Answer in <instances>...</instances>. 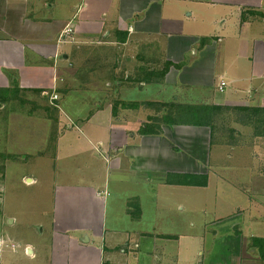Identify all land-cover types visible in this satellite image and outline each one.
Wrapping results in <instances>:
<instances>
[{
	"label": "crops",
	"instance_id": "crops-1",
	"mask_svg": "<svg viewBox=\"0 0 264 264\" xmlns=\"http://www.w3.org/2000/svg\"><path fill=\"white\" fill-rule=\"evenodd\" d=\"M208 1L211 6L216 3L230 9L247 8L256 12L264 4V0ZM0 3H2L0 68L19 72V88L41 90L40 96H46V89L55 88L53 83L58 80L59 71L66 70L69 77L65 76L63 79H70L68 82L70 85L67 87L76 88L74 83L78 88H83L82 101L87 107L90 106L83 115L87 125L85 131L89 134L90 129L99 127L105 128L108 134L105 146L100 138L93 140V137L86 135L84 129L72 134L70 136L72 140L63 139V133L59 131L61 134L59 138L63 140L58 139L55 151L61 155L64 150L71 149L76 154L72 155L73 161L62 155L58 157L60 163H57V169L66 168L74 171L69 172L68 175L74 176L77 173L81 177L56 184L53 196L55 203L53 238L48 250L49 257L45 261V256L40 257L34 252L33 246L26 243L23 251L29 256L32 264H264V227L257 228V233L248 236L254 237V240L247 245L248 241L244 240L246 237L230 234L231 227L243 224V222H234L235 218L231 215L223 218L224 226L219 224L222 227L220 229L226 233L225 236L210 242L208 248L204 250L206 252L204 257V252L200 251V239L195 236L196 234L178 233L186 236V239L192 238L185 243L179 241L177 235L175 240L166 238L156 242L153 236L160 235L162 238L167 237L169 233L151 228L137 231L120 230L113 225H106L107 205L114 208L120 204L126 209L127 215H130L131 204L137 205L139 211L141 210L142 204L138 194L122 192L123 189L126 190L134 185L151 183V173L202 174L196 164H193L196 166L192 168L191 150L192 145L199 140H203L204 145H207L209 131L205 132V129L208 130L206 127L187 125L173 126V131H170L166 125H160L158 134H141L138 131L140 128L131 130V126L122 123V120L127 119V112L135 113L137 106L133 108L122 106L123 108L113 113L111 105L108 108L102 107V110L99 107L114 102L129 103V100L138 104H145L148 101L164 103L165 101L158 96H154V99L146 96V83H160L163 89L172 85L193 86L197 84L196 79L203 80L199 81L202 83L198 85L211 84L215 67V44L211 43L215 40L214 37L207 35L197 37L184 33L182 20L162 19V0H0ZM44 6L50 10L59 6L62 8L60 11L62 13H54L49 19L43 17L26 19V10L29 9L36 14ZM22 17L23 19L20 20ZM11 20L15 24L26 21L28 29L25 31L30 35L33 33L40 35L45 29L47 33L43 32L42 36L36 39L37 41H28L30 40L28 38L27 41H22L16 37L18 36L16 33L9 30ZM236 21L239 29L241 28L240 32L249 22V20ZM221 23H226V20H222ZM65 28H69L70 32L65 33ZM201 37H205L206 41L199 46L198 39ZM216 40L219 41L220 38L217 36ZM195 44L197 49L192 48ZM64 48L68 49L64 50ZM187 53L192 56L188 63L184 62V55ZM28 54L30 58L26 59ZM236 55L246 61L245 66L250 74V77L248 76L247 79L244 77L243 80L250 82L255 79L262 80L247 86L244 91L249 94V99L257 95L261 97L260 90L264 87L263 41L253 38L252 50L246 49L244 53L237 52ZM202 59L205 60L204 65ZM167 63L170 65L162 79L152 82L143 79V72L160 71ZM199 63L202 67L194 69ZM201 71L205 77L200 75ZM123 72L131 75L130 81L126 84L120 77ZM186 72H189V75H183ZM48 77L50 82L47 81ZM232 81L237 80L234 78ZM136 85L138 92L129 93V90H133ZM83 90H86L87 96ZM262 91L264 92V88ZM262 98L264 99V95ZM224 99L223 102L213 104L264 108V100L259 104H253L242 97L233 96ZM65 120L69 128L72 118L65 117ZM136 120L141 123L146 122L138 118ZM78 137L83 138L84 143L90 146V155L99 162L83 157V152L86 154L88 147L77 142ZM259 138L263 139L262 137L256 139ZM256 139L253 143H257ZM176 142L180 144L181 151H177ZM96 146L99 148L98 151H95ZM83 147L87 148L82 150ZM257 149L260 150V147ZM252 152L258 160L254 162L251 178L255 188L250 194L253 195V199L256 196L260 199L259 203H263L264 187L261 186L264 185V160L257 157L256 150ZM77 154L84 158L83 166L77 167L73 164L74 161L77 162L75 157ZM86 160L90 161L88 166ZM159 180L161 178L156 177V181L161 183ZM26 182L32 180L28 178ZM109 188L113 190L111 195ZM244 192L249 191L244 189ZM180 209L183 210V207ZM250 215L252 219L262 218L264 222V214L252 212ZM250 222L246 225L250 226ZM152 231L160 232L154 235ZM2 245L0 239V252ZM170 245L175 246L173 253L167 251ZM39 246L43 247L40 244ZM11 248L13 249L14 246L11 245ZM0 264H2L1 258ZM10 264L17 263L10 262Z\"/></svg>",
	"mask_w": 264,
	"mask_h": 264
},
{
	"label": "rangeland",
	"instance_id": "rangeland-1",
	"mask_svg": "<svg viewBox=\"0 0 264 264\" xmlns=\"http://www.w3.org/2000/svg\"><path fill=\"white\" fill-rule=\"evenodd\" d=\"M162 5V19L182 20L184 33L197 35V37L207 35L215 38L214 41H210L215 44L214 74H212V83L209 85H198L202 83L199 81H203L198 79L195 80L197 84L193 86L172 85L164 89L160 83H146L148 98L154 99V96H158L165 101L164 103L178 101L179 103L213 104L223 102L224 98L226 100L228 97L235 96V98L248 99L253 104L263 102L264 99L261 97L264 95L262 91L264 87L260 90L261 97L257 95L249 99V94L245 92L247 86L257 84L259 80L255 79L251 82L243 80L244 77L247 79L250 74L245 66L246 61L239 59L236 53H244L246 49L252 50L253 38L262 40L264 44V4L255 15H251L247 8L230 9L216 3L211 6L208 0H162ZM60 11L62 8L59 6L51 10L44 6L36 14L29 9L26 10L25 17L28 20L36 17L49 19L54 13H62ZM237 14L240 15L237 16ZM22 19L23 17L20 18ZM222 20H226V23H221ZM236 20H249V22L242 27L240 32L241 28L239 29ZM10 27L9 30L16 33L18 35L16 37L22 41L28 39H30L28 41H37L36 39H39L43 32L47 33L45 29L40 35L35 33L30 35L25 31L28 29L26 21L15 24L11 20ZM217 36L220 38L219 41L216 40ZM192 48L197 49V44ZM66 49L68 48H64ZM29 56V54L26 55V59L30 58ZM190 57L192 56L189 53L184 55V62L188 63ZM204 64L205 60L202 59V65ZM202 65L199 63L194 69H200ZM181 71H183L182 67ZM59 72L58 80L53 83L55 88L46 89L47 98H45L43 97L45 95H38V89L19 88V72L0 68V85L2 86L0 94L6 98L5 100L0 99V239L3 242L0 258L2 264H10V262L32 264L29 256L23 251L26 243H30L35 249L34 252L40 257L45 256V261L49 257L48 250L53 238L52 228L55 216L53 199L55 186L58 182L76 180L81 177L77 173L74 176L68 175L69 172L74 171L66 170V168L57 169V163H60L58 157L62 155L73 161L72 155L76 154L73 150L67 149L63 154L58 155L55 151L58 139L72 140L70 137L72 134L84 129V133L93 137V140L100 138L105 146L107 144L108 134L105 128L94 127L90 129V135L85 131L87 125L83 115L90 109V106L87 107L82 101L84 96H82L81 89L83 88H78V85L73 83L76 88L69 89L67 86L70 85L68 83L70 79H63L69 74L62 69ZM200 73L202 77H205L202 71ZM183 75H189V72ZM200 75H198L199 79H201ZM120 77L126 84L130 81L131 75L123 72ZM234 78L237 81L233 82ZM220 80L226 84L223 91L217 89ZM47 81L50 82L49 77ZM137 90L136 85L133 90H129V93L135 94ZM83 91L86 92V90ZM52 94L55 100H58L56 104L54 101H49V96ZM114 103L115 111L123 108L121 104ZM110 105L112 107L113 104H103L99 109L108 108ZM106 111L109 112L107 109ZM134 112L128 111L127 119L122 120L126 126H131V130L145 125V123L138 122L136 118L147 122V118L154 119L155 116L159 117L164 114L161 106L143 103H137ZM123 116L125 117V114ZM65 117L72 118L69 128L65 124H68ZM239 117V113L234 111H223L214 120V135L211 141H208L206 146L203 140L192 145V168L197 165L201 173L208 176L206 187H173L162 182L165 174L151 173V183L134 185L126 190L123 189L122 192L138 194L142 204L141 210L139 211L137 205L130 202V215H127L126 209L120 204L114 208L107 205L106 225H113L120 230L137 231L151 228L169 233L167 237L162 238L160 235L153 236L156 242L166 238L172 241L177 235L179 241L185 243L192 238L186 239V236L178 235V233L196 234L195 236L200 239V251L204 252L215 238L225 236L226 233L220 229L222 227L219 224L224 226L223 218L231 215L235 218L234 222H243V224L231 227L230 234L246 237L244 240L248 241L247 245L253 243L254 237L248 236L257 233V228H263L264 222L262 218L253 217L252 219L250 214L256 212L263 215L264 201L259 203L260 199L256 196L253 199V195L250 194L255 188L251 178L254 162L258 160L252 150H256L257 157L264 160V139H256V136L251 135V129L238 122ZM167 128L173 131L174 127L167 126ZM60 130L63 133V139L59 138ZM207 131L205 129V132ZM255 139L257 143H253ZM77 142L88 147H83L82 150L87 148L86 154L83 152V157L99 162L94 159L93 155H90V146L84 143L83 138L78 137ZM175 145L177 151H181L180 144L176 142ZM256 146L260 147V150ZM95 149L98 151V146ZM75 157L77 162L74 161L73 164L77 167L83 166L84 158L80 154ZM89 162L86 160V166ZM155 176L161 178L159 180L161 183L156 181ZM28 178L32 182H26ZM244 189L249 192H244ZM111 193L113 190L109 188V195ZM180 207H183V210ZM248 222L251 223L250 226L246 225ZM159 232L152 231L151 233L155 235ZM11 245L14 246L13 249ZM174 247L170 245L167 251L173 253ZM204 255L206 252L203 257Z\"/></svg>",
	"mask_w": 264,
	"mask_h": 264
},
{
	"label": "trees",
	"instance_id": "trees-1",
	"mask_svg": "<svg viewBox=\"0 0 264 264\" xmlns=\"http://www.w3.org/2000/svg\"><path fill=\"white\" fill-rule=\"evenodd\" d=\"M251 15L258 14L255 10L249 11ZM123 40V39H122ZM199 40V46H202L206 38L201 37ZM166 64L160 71H147L143 72V79L147 82L157 81L164 77L167 72L168 66ZM40 95L41 90H37ZM47 98V96H44ZM0 99L6 98L0 94ZM58 100H54L56 104ZM149 105H158L163 108L164 114L154 119H148L145 125L138 131L141 134H158L160 131V125H166L169 127L187 125L196 127H206L209 131V142L214 135V120L223 111H234L239 113L238 122L241 125H247L248 129H251V135L256 137H262L264 139V108L257 106H223L217 104H194V103H179L178 101H171L169 103L159 102H146ZM123 107L133 108L137 106V102L121 103ZM55 107V106H54ZM162 111V109H161ZM115 112V103L112 105V113ZM163 183L184 185V186H197L205 187L207 184L206 174H189V173H165Z\"/></svg>",
	"mask_w": 264,
	"mask_h": 264
},
{
	"label": "built area",
	"instance_id": "built-area-1",
	"mask_svg": "<svg viewBox=\"0 0 264 264\" xmlns=\"http://www.w3.org/2000/svg\"><path fill=\"white\" fill-rule=\"evenodd\" d=\"M65 33H68L70 32V29L69 28H65ZM225 83L223 81H220L219 85L217 86V89L219 91H222L223 90V87H224ZM55 100V96H53V94L51 96H49V101H54Z\"/></svg>",
	"mask_w": 264,
	"mask_h": 264
}]
</instances>
